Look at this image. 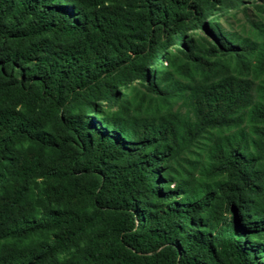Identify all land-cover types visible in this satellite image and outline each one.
Here are the masks:
<instances>
[{"label": "trees", "instance_id": "trees-1", "mask_svg": "<svg viewBox=\"0 0 264 264\" xmlns=\"http://www.w3.org/2000/svg\"><path fill=\"white\" fill-rule=\"evenodd\" d=\"M246 1L0 0V264H264Z\"/></svg>", "mask_w": 264, "mask_h": 264}, {"label": "rangeland", "instance_id": "rangeland-1", "mask_svg": "<svg viewBox=\"0 0 264 264\" xmlns=\"http://www.w3.org/2000/svg\"><path fill=\"white\" fill-rule=\"evenodd\" d=\"M262 0H256L257 3H260ZM246 8L245 13L242 12L241 7ZM239 9H232L229 11L228 17L225 19L221 18L223 26L226 28L227 22L232 24L234 30L239 31L241 24H244L246 28L248 25L246 23V15L251 20H263L264 14L257 10L250 2L246 1Z\"/></svg>", "mask_w": 264, "mask_h": 264}]
</instances>
